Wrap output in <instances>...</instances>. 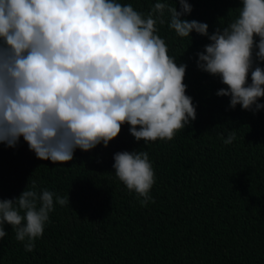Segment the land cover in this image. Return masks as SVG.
<instances>
[{"label":"clouds","instance_id":"1","mask_svg":"<svg viewBox=\"0 0 264 264\" xmlns=\"http://www.w3.org/2000/svg\"><path fill=\"white\" fill-rule=\"evenodd\" d=\"M177 7L157 2L147 15L119 0H0V144L15 147L20 138L36 158L53 164L73 160L129 126L135 141H171L196 119L186 95V64H177L158 34L165 23L178 37L195 32L208 38L197 68L218 77L229 107L259 111L264 104V0H240L238 16L222 30L182 19L188 0ZM250 74L251 82H248ZM233 129L224 139L235 140ZM115 177L141 199L149 195L155 173L147 151L117 152ZM55 203L69 197L35 182L18 198L0 199V239L5 224L25 251L35 248Z\"/></svg>","mask_w":264,"mask_h":264},{"label":"trees","instance_id":"2","mask_svg":"<svg viewBox=\"0 0 264 264\" xmlns=\"http://www.w3.org/2000/svg\"><path fill=\"white\" fill-rule=\"evenodd\" d=\"M119 2L147 15L157 0ZM160 2L179 10L175 0ZM188 3L192 11L182 19L206 23L209 35L233 22L241 7L240 0ZM164 19L157 34L168 55L187 65L183 82L196 119L171 141L147 143L135 141L125 124L106 148L76 149L63 164L37 159L22 137L14 148L0 144V199L18 198L33 182L38 191L69 197L67 206L54 198L31 252L5 224L0 264H264V108H230L229 97L216 95L225 87L219 78L196 66L208 38L178 37L167 12ZM233 129L235 140L225 144ZM123 151H147L154 202L142 206L115 177L113 156Z\"/></svg>","mask_w":264,"mask_h":264}]
</instances>
